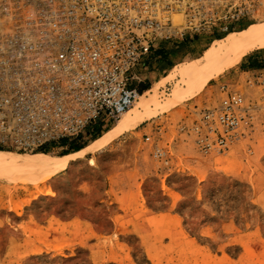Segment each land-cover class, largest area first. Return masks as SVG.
Here are the masks:
<instances>
[{
  "label": "rangeland",
  "instance_id": "rangeland-1",
  "mask_svg": "<svg viewBox=\"0 0 264 264\" xmlns=\"http://www.w3.org/2000/svg\"><path fill=\"white\" fill-rule=\"evenodd\" d=\"M4 3L0 0L3 14L0 18L5 25H11L12 15ZM243 11L249 15L239 24L229 25V31L217 37L193 36L187 44L192 55L176 58L159 73L155 70L147 77V90L129 110L134 113L140 109L139 116L128 125L119 126L117 130L121 133L107 146L51 175L45 185L52 190V195L35 197L33 184L30 185L32 193L22 191L19 184L0 188V204L5 206L0 208V236H6L0 264H180L186 254L197 249L207 255L210 251L212 264L217 261L218 264H241V246L233 252L226 251L224 256L204 239L205 234L208 231L221 234L222 241L233 238V233L251 234L252 241H264V232L259 234L250 220L251 227L247 230L238 217L258 215L264 224L262 120L257 119L254 132L232 143L223 153L202 154L194 137L182 131L196 120L195 112L220 103L225 96L223 85L245 92L249 98L259 97V88L246 84L248 72L253 70L239 65L247 54L231 60L232 66L225 61L203 87L199 80L188 91L187 80L181 76L183 69L202 58L205 51L232 29L240 31L264 22V0H244ZM251 52L264 54V48ZM178 88L189 96L176 99L174 93ZM124 115L105 128L102 123L93 125L83 141L88 143L94 137H101L107 132L102 129L115 128ZM139 118L141 123L135 127ZM146 135L151 136V142L146 141ZM154 144L169 152L167 161L153 157ZM0 147L25 154L43 153L18 151L3 144ZM63 150L57 146L46 154L61 156ZM11 200L20 205L18 211L22 214L18 217L9 208ZM203 212H214L222 225L220 221L207 219ZM231 215L236 216L233 222ZM232 225L234 232L227 235ZM138 227L149 233L174 231L186 243L163 250L153 263L136 232H130L132 239H126V231ZM10 242H15L20 250L12 258L6 253ZM169 242V238H164V245ZM256 251L264 264L263 247Z\"/></svg>",
  "mask_w": 264,
  "mask_h": 264
},
{
  "label": "built area",
  "instance_id": "built-area-1",
  "mask_svg": "<svg viewBox=\"0 0 264 264\" xmlns=\"http://www.w3.org/2000/svg\"><path fill=\"white\" fill-rule=\"evenodd\" d=\"M11 29L0 35V144L49 150L84 136L97 123L117 122L142 96L134 69L158 40L217 37L248 16L244 0H4ZM185 22L173 28V15ZM259 97L223 85L213 108L195 112L182 131L202 154L223 153L264 126V68L248 72ZM151 142V136L146 135ZM152 155L169 152L154 144Z\"/></svg>",
  "mask_w": 264,
  "mask_h": 264
},
{
  "label": "bare ground",
  "instance_id": "bare-ground-1",
  "mask_svg": "<svg viewBox=\"0 0 264 264\" xmlns=\"http://www.w3.org/2000/svg\"><path fill=\"white\" fill-rule=\"evenodd\" d=\"M2 15L3 14L0 13V16ZM176 20L178 21V23L176 22ZM184 22H185V17L182 14V12L173 15V28L175 30H179ZM8 25L10 24L5 25L2 19L0 18V35L5 32H10L11 25L10 26ZM262 48H264V22L252 24L243 30L232 31L228 33L225 36V38L216 42L207 51H205L206 54L202 58L195 60L186 69H183L181 71V76L184 77V80L185 79L187 80L185 84L188 87L187 88L188 91H191L193 89V85L197 81L199 82V80L201 82L200 86L203 87L209 81L208 78H210L211 76L214 77L216 75V73L219 70V67L225 61L230 62L229 64L232 66L234 62L231 60H233L234 58L238 59L255 49H262ZM187 94L188 93L185 94L181 89L178 88L174 93V97L180 100L182 97L189 96ZM191 94L192 92H190V95ZM139 105H142V103H140ZM143 107L147 108L148 105L146 106L144 105ZM129 110H127L124 113L125 115L123 114L124 118L119 120L118 125L115 128L105 132L100 138L92 141L90 144L83 147L80 151H75L73 153H69L61 156H55L46 153L25 154L10 150H0V183H1L0 188L5 189L6 186H9V184H14V185L19 184L22 185L21 186L22 191L27 193H32V189L30 185L33 184L35 188V191H33L35 193L34 194L35 197L36 195L39 194L52 195V190L47 189L45 185L47 180L50 178V176L53 175L55 172L66 169L78 159L85 158L86 156L94 154L95 152L107 146L116 136H118L121 133V130H117V128L119 126L128 125L129 122L132 119L137 118L141 112L140 109H138L139 111L135 110L134 113H130ZM140 123H141V118L138 119L137 123L135 124V127L138 126ZM90 163H93L92 159L90 160ZM4 207L5 206L1 203L0 208H4ZM9 208L11 211H14L16 213V217L22 214L18 211L20 205L16 204L12 200L9 202ZM202 215L203 216L205 215L207 219L220 221L221 222L220 224L222 225V220H220L219 216L216 215L214 212L213 213L203 212ZM238 217L240 218L239 220L245 223V227L247 230L251 227L249 224V220H250L252 224H255V227L259 234L264 232V224L260 223V218L258 215H254L248 218L247 215L240 214ZM230 218L232 219L231 221L233 222L236 216L231 215ZM233 228L234 226L232 225V229L229 230V232H226V234L227 235L230 233L232 234L234 232ZM1 232L3 233L4 231ZM130 232H136L137 235L140 236L141 239L140 244L143 247L145 254L148 256V259L150 258L153 261V263L155 260L158 259V254L159 253L162 254L163 250L173 248L174 246L176 247L182 246L186 243V239H183V237L181 238L178 235L179 233L175 234L174 231L173 232L155 231L149 233L143 228L138 227L133 229L132 231H126V239H132V235H130L131 234ZM233 234L235 235L233 238H227L226 241H222L221 234H213L212 231H208V233L205 234L204 239L208 241L211 244V246L221 251L224 256L226 251L233 252L234 249H237L239 245L242 248V253H239V262L241 264H262L260 259L261 257L259 258L257 256L256 248L263 247L264 250V241H262L261 243L252 241L250 239L251 234H239L238 236H236L235 233ZM4 236L2 235L0 236V255L4 251L3 241H5L4 238L6 237ZM164 238H169L170 240V242L168 243L169 245L167 246L164 245ZM135 247H138V244L137 245L135 244ZM19 251H20L19 247L16 246L15 242H10V246H8V249L6 251L7 257L12 258L13 256L17 255ZM199 251L200 249H197L195 251L190 252L189 254H186L185 257L180 261V264H212V257L210 255V251L209 253L207 252L208 255L201 254L202 252L199 253ZM198 254H201L200 256L202 257L201 259H199ZM141 256L142 255H139L140 258ZM216 264H218V261Z\"/></svg>",
  "mask_w": 264,
  "mask_h": 264
},
{
  "label": "crops",
  "instance_id": "crops-1",
  "mask_svg": "<svg viewBox=\"0 0 264 264\" xmlns=\"http://www.w3.org/2000/svg\"><path fill=\"white\" fill-rule=\"evenodd\" d=\"M193 36H186L185 38H176L173 40H158L153 45L151 52L147 58H145L133 71V74L138 77L139 80H132L130 82L131 87H138L140 90L147 85L146 79L158 70L165 69L171 61L176 58L192 55L189 51L187 44L191 41ZM240 66L249 70H257L264 68V54L261 52H250L244 56L240 63ZM105 128L109 126L108 123L102 124ZM105 130L106 129H102Z\"/></svg>",
  "mask_w": 264,
  "mask_h": 264
},
{
  "label": "trees",
  "instance_id": "trees-1",
  "mask_svg": "<svg viewBox=\"0 0 264 264\" xmlns=\"http://www.w3.org/2000/svg\"><path fill=\"white\" fill-rule=\"evenodd\" d=\"M231 31H234L233 29ZM230 31V32H231ZM147 90V86L143 89H141V93H143L144 91ZM112 127L106 129V131H108L109 129H111ZM99 136L92 138L88 143L84 142V136H80L78 138L75 139H62L59 143H55L52 144L51 147H57L60 146L62 148H64V150L62 151V155L65 154H69L75 151H79L80 149H82L83 147L87 146L88 144H90L92 141L96 140L97 138H99ZM0 150H6V148L0 147ZM50 150L49 148L46 150H38L36 152H43V153H48Z\"/></svg>",
  "mask_w": 264,
  "mask_h": 264
}]
</instances>
